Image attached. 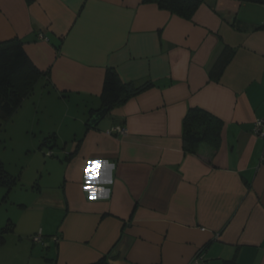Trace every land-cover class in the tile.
Segmentation results:
<instances>
[{
    "label": "crops",
    "instance_id": "obj_1",
    "mask_svg": "<svg viewBox=\"0 0 264 264\" xmlns=\"http://www.w3.org/2000/svg\"><path fill=\"white\" fill-rule=\"evenodd\" d=\"M263 23L247 0H203L191 19L142 0H0V42L21 40L47 74L4 126L36 156L16 175L0 155L16 178L0 186V264H187L199 250L204 264H264ZM107 68L151 85L91 128ZM190 107L223 121L216 151H184ZM105 159L110 195L90 200L86 162Z\"/></svg>",
    "mask_w": 264,
    "mask_h": 264
},
{
    "label": "trees",
    "instance_id": "obj_2",
    "mask_svg": "<svg viewBox=\"0 0 264 264\" xmlns=\"http://www.w3.org/2000/svg\"><path fill=\"white\" fill-rule=\"evenodd\" d=\"M264 3V0H247ZM155 3L159 8L170 11L185 19H191L203 0H142ZM264 23L257 26L263 29ZM47 74L39 70L26 54L23 43L18 38L0 42V128L8 122L23 101L34 91L39 80ZM147 83L134 86L121 80L114 68L105 71L100 100L103 107L112 108L123 104L130 97L149 87ZM107 112V113H108ZM223 121L201 107H190L182 119V144L187 153L197 154L205 145L216 151L221 143ZM54 134L46 137L42 144L53 141ZM16 178L8 174L0 160V186L10 190ZM102 264V261L93 263Z\"/></svg>",
    "mask_w": 264,
    "mask_h": 264
},
{
    "label": "rangeland",
    "instance_id": "obj_3",
    "mask_svg": "<svg viewBox=\"0 0 264 264\" xmlns=\"http://www.w3.org/2000/svg\"><path fill=\"white\" fill-rule=\"evenodd\" d=\"M42 86H43V82L39 81L36 86L35 89L33 91V93L29 96V100H31V98H33V96H37L38 92L40 90H42ZM90 118V117H89ZM88 118V119H89ZM17 122V121H16ZM15 122V125H16ZM5 124L4 123L3 126L0 128L1 131V135H0V155L3 157V159L5 160V168L10 172V173H15L16 175L19 173V171L22 170L23 166H26V164H28L30 158H32L33 156H36L32 151L29 153H26L24 151V145H28L27 143H23L20 139V133L18 131V129L13 126V125H9L8 128L4 127ZM62 131L61 133H63L64 136L68 137L69 136V130L67 128L62 127ZM12 137V138H10ZM7 147L6 150L3 149V147ZM41 146V150L44 153L45 150H48L49 147L46 145H40L37 144L35 142V140H32V143L29 145V147H31L30 149L32 150H37L40 148ZM58 148L54 147L52 150H54V152H56L57 155L60 156V151L63 148V143H58ZM26 172V171H25ZM21 183H18V186ZM3 211L0 210V219H3V217L5 216V212L4 209H2Z\"/></svg>",
    "mask_w": 264,
    "mask_h": 264
},
{
    "label": "clouds",
    "instance_id": "obj_4",
    "mask_svg": "<svg viewBox=\"0 0 264 264\" xmlns=\"http://www.w3.org/2000/svg\"><path fill=\"white\" fill-rule=\"evenodd\" d=\"M87 168L91 169L94 163H97L99 167L95 172L91 170L84 171V183L82 185L83 190L87 193L88 199H108L111 189L104 185L113 184V178L110 172L101 174L102 169H115V164L110 163L107 159L102 161L88 160Z\"/></svg>",
    "mask_w": 264,
    "mask_h": 264
},
{
    "label": "built area",
    "instance_id": "obj_5",
    "mask_svg": "<svg viewBox=\"0 0 264 264\" xmlns=\"http://www.w3.org/2000/svg\"><path fill=\"white\" fill-rule=\"evenodd\" d=\"M252 132L262 138L264 140V117L263 118H257L253 122ZM107 134H120L125 135L127 133V129L124 126L121 125H114L106 132ZM50 154V152H48ZM54 241H57V238H53ZM32 240L34 242H41L42 241V235L40 232L34 234L32 236ZM187 264H204V258L202 254V250L197 251L193 257L189 260Z\"/></svg>",
    "mask_w": 264,
    "mask_h": 264
},
{
    "label": "water",
    "instance_id": "obj_6",
    "mask_svg": "<svg viewBox=\"0 0 264 264\" xmlns=\"http://www.w3.org/2000/svg\"><path fill=\"white\" fill-rule=\"evenodd\" d=\"M107 112H108V107H103L95 111L88 119L87 125L91 128L95 127Z\"/></svg>",
    "mask_w": 264,
    "mask_h": 264
}]
</instances>
